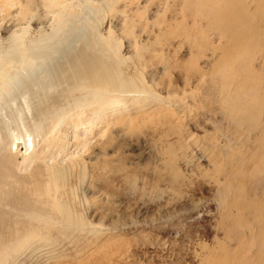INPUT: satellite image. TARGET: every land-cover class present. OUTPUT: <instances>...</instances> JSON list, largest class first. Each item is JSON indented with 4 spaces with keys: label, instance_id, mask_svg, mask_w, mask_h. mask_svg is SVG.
<instances>
[{
    "label": "rangeland",
    "instance_id": "1",
    "mask_svg": "<svg viewBox=\"0 0 264 264\" xmlns=\"http://www.w3.org/2000/svg\"><path fill=\"white\" fill-rule=\"evenodd\" d=\"M220 1L0 0V50L24 29L44 46L55 32L54 8L66 6L75 28L62 34L72 30L73 38L83 30L79 39L91 37L96 23L111 61L144 92L113 94L83 109L65 128V139L59 137L70 161L68 199L76 198L86 226L65 228L63 235L53 229L46 246L13 256L3 257L0 249L2 264L264 262V155L257 142L264 108L256 119H243L244 100L235 90L248 78L237 72L245 64L224 62L233 42L221 38L207 16ZM243 2L254 9L252 0ZM62 34L46 46L59 51L51 63L16 70L13 88L22 78L48 80L55 58L78 47V36ZM263 62L264 51L253 54L250 74L261 75L262 98L264 73L256 70ZM13 88L7 96L13 90L17 102L10 106L17 108L22 96Z\"/></svg>",
    "mask_w": 264,
    "mask_h": 264
},
{
    "label": "bare ground",
    "instance_id": "2",
    "mask_svg": "<svg viewBox=\"0 0 264 264\" xmlns=\"http://www.w3.org/2000/svg\"><path fill=\"white\" fill-rule=\"evenodd\" d=\"M252 2L254 9L250 10L243 0H222L217 9L207 14L221 38L233 42L232 50L227 49L230 51L224 54V62L245 64V68H238L240 70L237 72L248 75V78L242 79L239 91L238 85L235 90L236 98L244 100L238 103H241L240 111L244 113L245 120L255 118L264 108V98L259 96L256 85L261 75L250 74L255 71L251 63L253 54L264 51V0ZM65 8H54L58 9L55 32L53 30V36L52 33L50 37L45 36L44 46L28 39V29H24L13 37L11 47L0 50V207L9 208L6 212L0 209V232L7 230L4 237H0L1 253L5 254L3 257L13 256L23 249H32L40 242L46 246L45 242L49 241V233L53 229L58 228L57 234L63 235L65 228L75 231L86 226L79 216L76 198L70 202L68 199L66 188L72 176H69L70 169L66 164L69 160L64 161L63 156L68 148L61 144L59 137L63 133L61 140L65 139V128L83 109L100 104L113 94L125 98L131 93H144L140 92L142 89L133 80L120 72L116 62L111 61L113 57L105 52V41L96 37V23L93 24L96 33L90 32L93 34L91 37L87 35L79 39L85 31L75 33L73 38L78 36L79 48L75 46L59 55L61 57H54L55 63L48 80L28 81L19 73L22 76L19 77L22 78L20 88H13L16 83L12 81V76L16 70L40 61L48 62L49 57L58 54L59 51L55 49V53H51L48 50L53 47L46 46L53 42V38L74 26ZM68 33L65 36L72 38ZM256 71L264 73V62ZM234 77L238 79V76ZM12 88L22 96L18 98L22 103L17 108L10 106L16 100L13 90L11 96H7ZM260 131L264 134V128ZM262 137L257 142L264 155V135ZM20 147L26 149L24 154Z\"/></svg>",
    "mask_w": 264,
    "mask_h": 264
}]
</instances>
